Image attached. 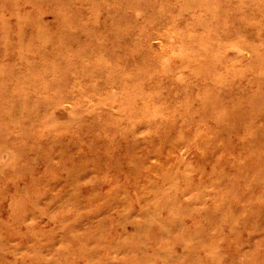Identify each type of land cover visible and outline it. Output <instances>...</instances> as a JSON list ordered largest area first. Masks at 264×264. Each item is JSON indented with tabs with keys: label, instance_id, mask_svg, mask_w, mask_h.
Wrapping results in <instances>:
<instances>
[{
	"label": "rangeland",
	"instance_id": "rangeland-1",
	"mask_svg": "<svg viewBox=\"0 0 264 264\" xmlns=\"http://www.w3.org/2000/svg\"><path fill=\"white\" fill-rule=\"evenodd\" d=\"M0 264H264V0H0Z\"/></svg>",
	"mask_w": 264,
	"mask_h": 264
}]
</instances>
